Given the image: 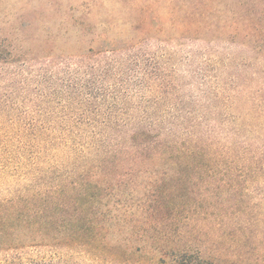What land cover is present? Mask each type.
I'll use <instances>...</instances> for the list:
<instances>
[{
    "label": "trees",
    "instance_id": "1",
    "mask_svg": "<svg viewBox=\"0 0 264 264\" xmlns=\"http://www.w3.org/2000/svg\"><path fill=\"white\" fill-rule=\"evenodd\" d=\"M124 1L125 14L133 18L139 36L161 33L162 21H171L181 39L236 42L242 49L254 50L256 57L251 60H264V0H166L167 11L173 10L175 2V17L162 21L155 19L159 0ZM104 77L90 78L64 92L68 103L60 106L54 129L32 121L19 130L0 132V252L64 250L102 263H125L137 255L135 261L142 263L146 247L131 252L127 243L109 245L106 235L112 225L120 223H132L133 232H147L151 226L164 224L158 217L165 211L176 213L182 225L206 222L207 243L215 252L186 259L182 245L177 249L175 245L172 264H233L230 241L238 242L242 261L264 264L261 113L253 109L249 115L236 116L239 140L234 142H216L214 131L208 129L192 140L169 144L154 119L144 127L122 131L121 123L126 124L129 116L120 119L110 112L126 105L128 98L119 99L122 83L104 87ZM103 109L107 113L101 115ZM246 116L248 123L242 121ZM251 120L256 124H250ZM65 123L70 128H62ZM90 124L103 130L87 134L77 130ZM191 126L184 128V133ZM133 160L173 166L166 176L176 181L175 194L173 190L164 192L163 183L145 196L143 203L117 199L111 208H105L104 198L111 197L106 192L107 180L115 176L117 166ZM63 169L72 176L71 181L63 174L50 179ZM3 178L11 184L4 187ZM165 196L175 197L173 209H164L161 200ZM225 241H229L227 245Z\"/></svg>",
    "mask_w": 264,
    "mask_h": 264
},
{
    "label": "rangeland",
    "instance_id": "2",
    "mask_svg": "<svg viewBox=\"0 0 264 264\" xmlns=\"http://www.w3.org/2000/svg\"><path fill=\"white\" fill-rule=\"evenodd\" d=\"M165 1H158L157 21L175 17V2L171 5L173 10L167 11ZM124 2L0 0L1 133L19 130L32 121L54 129L60 106L68 103L64 92L99 76H105L104 87L122 83L119 99L126 96L127 104L110 113L120 119L129 116L126 124L121 123L124 132L144 127L154 119L169 144L192 140L208 129L214 131L216 142L228 143L239 140L235 134L236 116L249 115L254 109L262 115L260 125L264 123V60H251L256 57L254 50L242 49L236 42L209 43L210 39L205 37L181 39L175 35V23L171 21H162L161 33L139 36L133 18L125 14ZM248 79L253 80L247 83ZM67 113L71 115L72 111L68 108ZM103 113L107 110L103 109L100 114ZM246 120L248 123V116L242 118ZM189 126L190 131L184 133ZM62 128L70 126L65 123ZM77 130L87 134L103 128L90 124ZM172 168L137 160L120 164L115 176L107 180L106 192L111 197L104 198L105 208H111L117 199L143 203L163 183L164 192L173 190L175 194L176 181L166 176ZM59 174L72 180L65 169L52 174L50 179ZM10 181L3 178L4 187ZM161 203L164 209H173L175 197L165 196ZM162 219L166 223L151 226L144 233L133 232L132 223H120L112 225L106 235L109 245L127 243L131 252L146 247L142 263L135 261L137 255L125 263H102L87 255L60 250L0 252V264H172L175 245L176 249L182 245L186 259H195L197 254H215L207 243L206 222L182 225L176 213L165 211L158 217ZM230 242L233 264H247L238 255V242Z\"/></svg>",
    "mask_w": 264,
    "mask_h": 264
}]
</instances>
